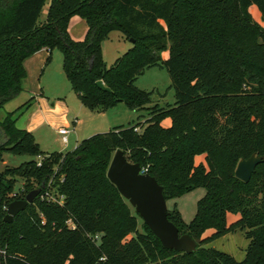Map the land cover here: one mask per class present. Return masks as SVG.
<instances>
[{"label":"trees","instance_id":"1","mask_svg":"<svg viewBox=\"0 0 264 264\" xmlns=\"http://www.w3.org/2000/svg\"><path fill=\"white\" fill-rule=\"evenodd\" d=\"M47 1L0 0V110L23 90L24 60L46 48L48 61L59 48L63 72L90 111L121 102L146 115L84 138L66 153L42 155L33 134L16 124L31 99L4 110L0 160L6 150L42 156L39 165L31 159L0 172V264H264V160L248 182L234 175L239 159L264 157V27L250 13L255 4L264 20V0H49L38 24ZM73 15L87 26L81 40L68 32ZM113 30L133 42L108 67L101 43ZM155 65L169 74L173 104H152V92L134 85ZM165 116L168 127L160 123ZM118 149L156 179L166 200L204 188L188 223L177 209L167 210L179 233L196 241L193 252L166 249L144 222L138 231L140 216L107 177ZM197 154L203 165L195 166ZM41 185L32 204L4 221L11 201ZM229 211L239 217L227 224ZM207 228L213 231L203 236ZM238 230L249 240L244 259L209 246Z\"/></svg>","mask_w":264,"mask_h":264},{"label":"rangeland","instance_id":"2","mask_svg":"<svg viewBox=\"0 0 264 264\" xmlns=\"http://www.w3.org/2000/svg\"><path fill=\"white\" fill-rule=\"evenodd\" d=\"M46 2L38 17V24L46 19L47 6ZM250 13L255 21L264 27V20L260 11L255 4L250 6ZM75 19L78 15H73ZM83 24L77 23L72 30V35L75 38H80L83 32ZM132 43L126 39L118 30H113L107 39L101 43L102 57L106 65L111 66L114 61L127 53ZM169 54L168 47L164 48L160 57L166 59ZM62 52L59 48H54L51 51L50 58L45 65L41 67L35 65L29 73L28 79L23 81V90L29 94L28 100L31 101L30 107L24 113V119L32 116V126L42 119V125L34 133V139L38 143V147L42 155H47L53 152L66 153L74 149L75 144H78L82 139L87 138L95 133L106 132L116 125H128L131 122H137L140 115H146V110L133 111L128 109L123 103H118L111 109L104 112H92L82 104L78 95L73 91L62 69ZM26 82V83H24ZM170 77L163 65L150 66L137 76L134 85L141 90L152 92V104H173L175 101L174 89L170 86ZM26 84V85H25ZM36 96L43 98L45 104L42 109H35L37 103ZM34 97V98H33ZM62 103V110L55 111L51 102ZM4 114V108L0 110V117ZM76 119V120H75ZM75 122V123H74ZM162 127H168L171 124L169 116H165L161 120ZM60 127H66L71 131L67 134L68 142L62 141L61 135L58 133ZM30 156L27 154H16L11 151H4L2 160H0V172L6 167H16L22 163L34 159L39 160L42 156ZM205 163L204 155L197 154L194 157L195 166H200ZM22 185V180L17 179L13 185V191H18ZM205 190L202 187L194 188L190 191H185L177 196L166 200V205L169 210L177 209L180 212L181 218L188 223L195 215L197 201L203 196ZM130 211L135 213L134 208L129 202L124 199ZM239 217L238 212H227V224L233 222ZM143 221L137 216V229L142 230ZM212 228L205 229L203 236L211 234ZM249 240L243 232L235 231L225 233L212 241L209 246L226 252L233 256L237 261L245 258L246 248Z\"/></svg>","mask_w":264,"mask_h":264},{"label":"water","instance_id":"3","mask_svg":"<svg viewBox=\"0 0 264 264\" xmlns=\"http://www.w3.org/2000/svg\"><path fill=\"white\" fill-rule=\"evenodd\" d=\"M129 41L132 43L133 39L130 38ZM95 84L102 90H109L101 80H97ZM263 160L262 155L256 154L239 159L234 170L235 177L248 182L256 165ZM107 177L159 239L163 247L185 253L194 251L196 241L186 233L180 234L176 225L167 217L168 208L162 186L153 176L142 172L138 163L129 162L122 150L118 149L114 152L107 169ZM42 188L43 185L29 191L25 198L11 201L6 208L4 221L10 222L17 213L28 204H32Z\"/></svg>","mask_w":264,"mask_h":264},{"label":"crops","instance_id":"4","mask_svg":"<svg viewBox=\"0 0 264 264\" xmlns=\"http://www.w3.org/2000/svg\"><path fill=\"white\" fill-rule=\"evenodd\" d=\"M79 22L83 24V29L84 30H83L82 36H80V38H75L72 35V30L77 25V23H79ZM86 30H87V26H86V23H85L84 19H82L81 17H77L75 19V17H73V16L70 18L69 23H68V32H69V35H70V37L72 39H74V40H81L84 37V34H85ZM49 54H50V52H49L48 49L42 48V49H40L39 51L35 52L34 54H32L31 56L27 57L24 60L23 64H24V67L26 69V74H27L26 75V77H27L26 79H28L29 73L32 70V67L33 66L35 67V65L36 66L39 65L41 67L42 65H45L46 64V61H47V58H48ZM24 83H26V82H24ZM28 98H29V94L27 92H25L24 90H22L18 94V96H16L14 99L8 101L4 105V110H6V111H13L16 108H18L19 106H21L23 103H25L26 101H28ZM36 98H37V103H36L37 105H36V107L34 106V108L35 109L36 108L37 109H39V108L42 109L41 108L42 105L45 104L44 99L43 98H40L38 96H36ZM51 105L54 107L55 111H58V112H60L62 110V108H63L62 103H60V102H58V103L55 104V102L52 101L51 102ZM24 113L18 118L16 124H17L18 127L25 128L26 130L30 131L34 135V133L42 125V122L43 121L41 119L39 121V124L36 123L35 125L32 126V123H33L32 116H29L28 118H25L24 119V116H23ZM67 142H68V139H67ZM76 145L77 144H75V147H76Z\"/></svg>","mask_w":264,"mask_h":264},{"label":"built area","instance_id":"5","mask_svg":"<svg viewBox=\"0 0 264 264\" xmlns=\"http://www.w3.org/2000/svg\"><path fill=\"white\" fill-rule=\"evenodd\" d=\"M57 131H58V133L61 135V137H62V141H63L64 143H66V142H67V134L70 132V130H69L68 128H66V127H60ZM40 159H41V158H40ZM40 159L37 161V164H38V165L41 163ZM142 172H143V171H142ZM48 187H49V185H48ZM40 195H41V194H40ZM40 195H39V196H40ZM44 195H48V197L51 198L52 201H58L59 203L62 202V197H61V196H60L59 198H56V197H54L53 195H51L49 192H45ZM12 196H16V193H13ZM6 208H7V207H5V209H6ZM68 223L71 224L70 221H68ZM3 253H4V251H3V250H0V254H3Z\"/></svg>","mask_w":264,"mask_h":264}]
</instances>
